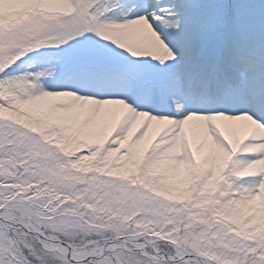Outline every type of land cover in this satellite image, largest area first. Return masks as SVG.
<instances>
[{"label": "snow or ice", "instance_id": "1", "mask_svg": "<svg viewBox=\"0 0 264 264\" xmlns=\"http://www.w3.org/2000/svg\"><path fill=\"white\" fill-rule=\"evenodd\" d=\"M0 264H264V0H0Z\"/></svg>", "mask_w": 264, "mask_h": 264}]
</instances>
